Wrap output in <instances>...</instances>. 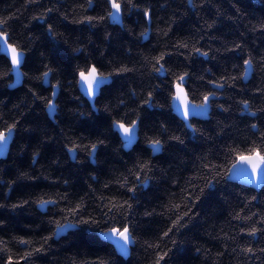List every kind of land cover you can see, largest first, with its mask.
Segmentation results:
<instances>
[{"label": "trees", "instance_id": "16d2710c", "mask_svg": "<svg viewBox=\"0 0 264 264\" xmlns=\"http://www.w3.org/2000/svg\"><path fill=\"white\" fill-rule=\"evenodd\" d=\"M133 2L135 7L124 5L122 24L116 26L107 18L77 23L106 16V0H91V6L89 0H0V19L11 17L10 42L25 53L23 83L15 90L9 89L10 64L0 55V131L18 122L8 156L0 161V249H11L0 252V264L9 254L15 261L34 248L42 250L27 264H151L156 251L168 249L167 264H264L259 251L264 248V185L254 190L229 180L234 150L259 144L264 133V0ZM145 10L150 18L143 16ZM40 16L44 19H36ZM161 54L166 71L157 73L154 58ZM245 59L252 69L247 83ZM85 63H95L106 76L113 73L96 100V112L77 89L75 71ZM121 67L133 71L117 74ZM49 68L45 88L42 73ZM183 73L193 104L213 93L205 121L185 123L172 111L173 85ZM53 85L59 93L50 120L44 100L51 98ZM134 119L138 142L126 152L112 124ZM153 139L162 143L156 156L147 147ZM73 144L78 146L74 162L68 155ZM92 144H97L94 164ZM141 162L151 169L143 185L133 174ZM125 177L128 184L121 187ZM133 185L135 194L127 192ZM41 200L56 203L43 213ZM126 200L132 204L127 219L113 221L105 214L109 201ZM77 204L83 210L73 217L68 209ZM173 205L181 207L174 213ZM188 209L185 226L159 240L176 214ZM65 218L76 229L56 240V224ZM81 218L98 223L78 224ZM123 223L132 225L138 241L128 258L99 238ZM252 227L258 229L254 237L246 234ZM45 237H50L46 244ZM21 238L32 243L21 245ZM146 242L159 243V249L146 248ZM246 247L255 255H245Z\"/></svg>", "mask_w": 264, "mask_h": 264}, {"label": "snow or ice", "instance_id": "6c2138e0", "mask_svg": "<svg viewBox=\"0 0 264 264\" xmlns=\"http://www.w3.org/2000/svg\"><path fill=\"white\" fill-rule=\"evenodd\" d=\"M32 2V0H30ZM106 3L110 6V10L107 11L106 16H100L98 18L92 17V16H86L83 20L77 21V23H84L85 21L91 23L93 20H97V22H102L106 18L111 19L115 23H121V16L123 13V7L125 4H127L130 7H135V3L133 0H106ZM89 6H91V0H89ZM49 12H51V9H48ZM143 16L145 18H150L149 11L145 10L143 12ZM11 19L4 18L0 19V48H3L4 53L8 59H10L11 68L9 71L15 70L17 73V76L23 75V73L19 72V68L22 63V58L24 57L25 53L21 50V48L10 42V33L7 31V25L8 21ZM36 19L43 20L44 17H36ZM211 27V26H210ZM49 33L52 32V26L49 25L48 28ZM143 35V34H142ZM167 35V33H165ZM179 47L187 48V44H181ZM237 48L240 47V45L236 46ZM194 52L207 56V52H201L199 48H194ZM165 59V54H161L158 57L154 58V66L153 71L159 73L161 71H166L164 68V64L161 63ZM244 65L250 66L251 60L245 59L243 61ZM47 68V66H45ZM52 71L50 68L42 73L43 77H47L49 75V72ZM133 71V69H129L126 67H121L117 70L118 73L122 72H129ZM113 75V73H109L107 76L100 70V68L95 64H88L85 63L83 67H78L75 71V77H78L76 79V83L82 87V90L84 91L85 95L91 100L94 99L97 96V93L101 90L102 85L109 79V76ZM188 74L183 73L176 77L175 83L173 85L175 92L172 95V99L175 101H179L180 107L182 108V114L184 119L187 121L190 117V115L193 114L190 109H204L208 102H209V96L213 95V93H209L207 95L203 96L202 103L198 105H193L191 100L188 98V93L185 91V78ZM74 77V78H75ZM232 79H236L235 77H232ZM211 83V82H210ZM217 88L223 87L222 84H216ZM53 93L52 96H55V88L56 85H53ZM34 96H36V93H33ZM149 99L152 98V93H148ZM46 108L49 110V113H54L56 109V105L53 102V99L47 98L44 100ZM145 103H148L146 100ZM244 105L248 106V101L243 102ZM261 111H264L262 109ZM251 115L255 116V113H252ZM18 126V122H14L13 124L8 125L3 131H0V152H3L7 146V142L9 140V137L12 135V133L16 130ZM112 126L118 130V132L121 134V136L127 141L128 144H131L134 139V132L137 127V120H132L130 123H125L123 120L119 121H113ZM252 128H257L256 124L251 125ZM195 131V129H193ZM260 143L256 144L253 143L249 145V147L246 150H234L235 151V159L231 166L232 170L240 169L243 171L242 166H246L248 170H250L251 174V181L254 182L258 180L259 178L264 177V133L260 136ZM99 143H103V141H100ZM149 146L153 150H159L162 147L161 140L159 139H153L149 141ZM77 145L73 144L72 147L68 148V152L72 153L76 151ZM97 148V144H92L91 148L89 150V154H93ZM209 167V166H206ZM136 168L138 169V172L133 173L135 175V180L138 182V184L143 185L147 182V180L150 179V177L147 175L148 172L151 171V169L143 162L138 163L136 165ZM211 167H209V171H211ZM131 172V170H129ZM143 177V179H141ZM128 184L127 177L124 178V180L121 183V187H126ZM211 184V182H209ZM105 188L108 187L106 184L104 186ZM137 191V186L133 185L132 187H127V192L135 194ZM104 199L103 197L101 198ZM255 199V197H253ZM27 203V202H25ZM56 201L54 200H41L40 204H54ZM22 205H13V207H21ZM180 205H173V208L170 209V211H173L174 213L176 210L180 209ZM184 207H187L185 205ZM132 208V204L129 203L127 200L123 201V203H115L112 201H109V204L107 206V213L106 215H109L113 221H116L117 217H124V219H127L130 215L129 210ZM83 210L82 204H77L75 207H71L68 209V212L73 217H79L80 213ZM191 209H188L187 211H184L183 215L176 214V219L171 221V227L167 229V231L162 232L161 236L159 237V240L163 241L165 238H168L170 236V233L184 227V219L189 216V212ZM150 215V213H149ZM236 219H240L239 214H237ZM244 219L250 220L251 217H245ZM65 223L61 224L57 222L56 227L58 230H66L71 227H76V224L67 222V218H65ZM78 224L88 225V224H96L98 221L91 220V219H78ZM241 232H244V229H241ZM258 232V229L256 227H252L246 234L248 236H256ZM110 234V238L113 239L114 244L116 245L117 250L122 255H128L129 246L135 245L138 241L135 238L134 229L130 223H123L122 227H111L108 229V233H105V236L108 237ZM48 239L50 237L44 238V243L46 244ZM21 245H30L32 242L29 240H25L21 238L18 241ZM173 244L176 243V241H172ZM146 248L148 249H159V243L152 244L146 242ZM42 249L41 248H34L31 251L25 250L24 254L19 257V260H13V255L9 254L5 260V264H20V261H24L25 264H27L28 259L33 255V253H39ZM172 250L168 249L166 251H156L155 253V259L151 262V264H167L166 258L169 257L170 252ZM261 253H264V248L259 249ZM0 252H8L11 253V249L8 247H4L3 249H0ZM242 252L245 255H255V250L251 247H246L242 249ZM100 264H105V262L101 261Z\"/></svg>", "mask_w": 264, "mask_h": 264}, {"label": "water", "instance_id": "95a60500", "mask_svg": "<svg viewBox=\"0 0 264 264\" xmlns=\"http://www.w3.org/2000/svg\"><path fill=\"white\" fill-rule=\"evenodd\" d=\"M109 6V5H108ZM110 8V6H109ZM110 22L116 26H121L122 24V16H121V23H115L113 22L111 19H110ZM149 24V23H148ZM0 55L5 57L9 64H10V67H11V63H10V59H8L4 53V50L3 48H0ZM24 60H25V56L22 58V63H21V66L19 68V72L22 73V67L24 65ZM251 75H252V69H251V65L250 66H246L245 65V72H244V76H243V82L244 83H247L250 78H251ZM11 77H12V84L10 85L9 89L10 90H15L19 87H21L22 83H23V75L21 76H17V73L15 70H12L11 71ZM111 84V78L109 77V79L104 83V85H102V89H104L105 87L109 86ZM43 86L45 88H49L50 86V81H49V75L47 77H44L43 78ZM77 89H78V92L79 94L86 100V102L89 104L90 108L96 112V108H95V103H96V100L98 99V97L100 96V93H101V90L97 93V96L94 98V99H89L84 91L82 90V87L80 85L77 84ZM55 96H52L51 95V99H53V102L54 104L56 105V100H57V97H58V93H59V88L56 86L55 88ZM174 92H175V89H174ZM52 93H53V88H52ZM215 98L213 96L209 97V102L207 104V106L204 108V109H200V108H196V109H190V111L193 112L192 115H190L189 119L186 121L183 117V114H182V108L180 107V104H179V101H175L172 99L171 101V108H172V111L173 113L175 114V116L182 122H188L190 120H200V121H205L208 119L209 117V114H210V102L213 101ZM193 104V103H192ZM193 105H196V104H193ZM46 114L48 116V118L50 120H54L55 116H56V109H55V112L54 113H49V110L46 108ZM113 132L115 134H117L119 140L121 141L122 145H123V150L126 151V152H129L130 150H132V148L137 144L138 142V121H137V127L135 129V132H134V139H133V142L131 144H128L127 141L121 136V134L118 132V130L116 128L113 127ZM13 139H14V132L12 133V135L9 137V140L7 142V146L5 148V150L3 152H0V161H4L6 160L7 156H8V153H9V150H10V147H11V144L13 142ZM149 150H151L152 152V155L153 156H156V155H159L161 153V148L159 150H153L149 145L147 146ZM96 152V150H95ZM95 152L93 154H91L90 156V161L92 164H94V156H95ZM68 155L71 159L72 162L75 161V157H76V154H75V151L72 152V153H69L68 152ZM243 167V171H241L240 169H236V170H232L230 171V177H229V180L231 182H234V183H237L239 185H242V186H245V187H248V188H251V189H254V190H258L260 189L263 185H264V177L262 178H259L258 180L252 182L251 181V174H250V170L247 169L246 166H242ZM48 206H52V204H44V205H39L38 206V209L41 211V212H45L47 207ZM76 228L75 227H71V228H68L66 230H56L55 232V239L58 240L59 238L65 236L68 232L70 231H74ZM108 233V232H107ZM99 238L111 245L114 250L118 253V255H120L121 257L123 258H128L129 256V251H128V255H122L120 254V252L117 250L116 248V245L114 244L113 242V239L110 238V234L108 237L105 236V233H102L99 235ZM132 245L129 246V248L131 247ZM20 264H22L20 262Z\"/></svg>", "mask_w": 264, "mask_h": 264}]
</instances>
